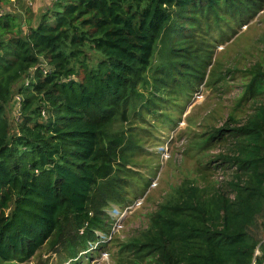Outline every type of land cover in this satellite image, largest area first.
Wrapping results in <instances>:
<instances>
[{
    "label": "trees",
    "instance_id": "1",
    "mask_svg": "<svg viewBox=\"0 0 264 264\" xmlns=\"http://www.w3.org/2000/svg\"><path fill=\"white\" fill-rule=\"evenodd\" d=\"M241 5L242 0H56L35 27L4 9L0 264L30 260L65 219L82 228L79 244L66 242L71 257L97 240L94 229L102 221L91 215V197L98 189L113 190L115 174L134 147L117 124L126 123L138 106L158 107L156 97L143 100L138 86L153 88L155 81V90L173 89L196 78L186 55L194 23L199 16L217 19L221 8L241 14ZM89 51L99 56L96 62ZM263 84L256 85L260 92ZM16 86L21 120L12 132L4 116ZM230 136L241 139L242 147L225 162L246 176L231 184L234 199L220 193L204 201L187 187L179 202L160 210L151 234L135 245L137 252L155 264L252 263L259 238L251 227L259 218L264 237V107ZM259 249L256 264L264 262V242Z\"/></svg>",
    "mask_w": 264,
    "mask_h": 264
},
{
    "label": "rangeland",
    "instance_id": "2",
    "mask_svg": "<svg viewBox=\"0 0 264 264\" xmlns=\"http://www.w3.org/2000/svg\"><path fill=\"white\" fill-rule=\"evenodd\" d=\"M242 1L241 14L221 8L217 19L199 16L194 23L186 55L192 57L196 78L173 89L155 90V81L153 88L138 86L143 100L156 97L158 107L138 106L126 123L117 124L134 147L115 174L113 190L98 189L91 197V215L102 221L101 229H94L97 240L71 257L66 242L79 244L82 228L65 219L30 260L8 264H155V258L137 252L135 245L145 241L160 210L179 202L187 187H194L204 201L220 193L234 199L231 184L246 176L225 162L242 147V140L231 137L230 131L264 107V92L256 86L264 77L248 89L256 74H264V0ZM18 10L19 21L32 27L39 23L41 11L33 12L27 0L20 1ZM87 56L99 59L90 51ZM153 63L151 72L156 71L157 56ZM4 117L16 132L21 117L15 118V103L7 106ZM46 117V112L41 114L42 120ZM261 221L251 227L259 238L257 246L264 242Z\"/></svg>",
    "mask_w": 264,
    "mask_h": 264
},
{
    "label": "built area",
    "instance_id": "3",
    "mask_svg": "<svg viewBox=\"0 0 264 264\" xmlns=\"http://www.w3.org/2000/svg\"><path fill=\"white\" fill-rule=\"evenodd\" d=\"M13 1V0H12ZM48 1V5L49 7L52 6V4L56 1V0H47ZM4 13V6L2 5V0H0V17L3 15ZM40 68L43 72V74L47 73V69L45 67V64L42 63L40 65ZM28 85V78L25 79L24 81V86ZM12 102L15 103V118L16 120H19L21 117V103H22V96L19 93H15L13 95L12 98ZM42 115H44V113L42 112ZM260 245H258L254 251V256H253V260L251 264H256L255 258L260 257V249H259ZM262 264H264V262H262Z\"/></svg>",
    "mask_w": 264,
    "mask_h": 264
},
{
    "label": "crops",
    "instance_id": "4",
    "mask_svg": "<svg viewBox=\"0 0 264 264\" xmlns=\"http://www.w3.org/2000/svg\"><path fill=\"white\" fill-rule=\"evenodd\" d=\"M20 1L22 0H13V1L9 0L8 2H6L5 6L3 5L4 9L16 15V13L19 12L18 7H19ZM27 1L31 4V10L35 13H37L38 11H41L42 13L44 10L50 8L47 0H27ZM8 4L13 6L14 9L13 8L10 9Z\"/></svg>",
    "mask_w": 264,
    "mask_h": 264
}]
</instances>
